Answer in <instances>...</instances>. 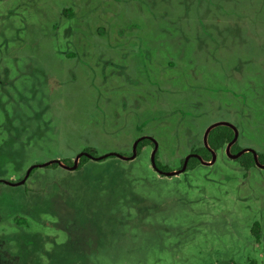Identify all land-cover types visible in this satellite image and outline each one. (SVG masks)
<instances>
[{
	"label": "rangeland",
	"instance_id": "obj_1",
	"mask_svg": "<svg viewBox=\"0 0 264 264\" xmlns=\"http://www.w3.org/2000/svg\"><path fill=\"white\" fill-rule=\"evenodd\" d=\"M173 2L0 0V180L19 181L32 164L62 156L74 161L82 144L61 154L56 137L91 136L98 155H130L137 137L152 136L159 160L177 170L189 153L175 131L204 128L202 139L226 121L242 149L264 152V0L221 4L203 22ZM226 149L199 171L161 178L145 148L138 168L160 180L138 192L152 208L89 255L99 264H264V169H241ZM64 171L39 168L20 186L0 184V235H17L14 250L26 244L34 264L54 244L62 252L63 223L80 245L95 230L92 206L80 216L50 201L49 183L68 180Z\"/></svg>",
	"mask_w": 264,
	"mask_h": 264
},
{
	"label": "trees",
	"instance_id": "obj_2",
	"mask_svg": "<svg viewBox=\"0 0 264 264\" xmlns=\"http://www.w3.org/2000/svg\"><path fill=\"white\" fill-rule=\"evenodd\" d=\"M174 1L180 6V9H186L187 13L194 10L193 12L196 18L201 16L200 19L210 15L212 9L220 11L221 4H230L229 6H233L234 8L242 4L241 0ZM161 2L167 5H169V3L174 4L173 0H149L150 6L152 5L154 9ZM213 13L215 12L213 11ZM152 16L163 17L159 15ZM200 21L203 22L202 19ZM261 98V96L257 98L259 103L262 102ZM186 128V130L183 129L184 132L180 129L175 131V135L178 136V138H181L183 135L184 137L186 136L184 143H177L179 144L177 148L183 149L187 153L198 154L204 161L212 160V151L216 153L224 151L227 146L232 143L235 135L231 127L224 125L217 126L210 131L207 137L208 146H206L203 138L200 139L204 128L197 131H193L189 129V127ZM75 134L76 133L68 134V138L75 136ZM71 139L58 141L56 137L55 141L59 144L58 147L61 154H63V151H71L73 154V150L76 149L74 146L82 144V151H87L95 156L98 155L97 147L99 143H93L91 136H79L80 140L78 139L76 144H71L69 141ZM89 142L91 144H89ZM53 143L55 144L56 142L53 140ZM147 147H151L153 150L154 143L149 139H144L139 142L138 155L132 161H124L114 156L100 161H94L88 157L82 156L78 168L75 171H64V173L69 176L68 180L61 183L56 181L49 183L50 191H48L47 195H50L49 199L52 203L53 198L58 199L62 201L66 207L71 209L73 213L77 211L80 216H83V214H81V206L87 204L93 207L97 219L95 221L92 219L95 230L89 227V230L86 231V242L83 245L77 243L75 236H79L80 234L75 231L71 222L69 221L68 225L63 223L62 230L67 233L68 238L60 247L62 252L55 253L57 249L56 246L58 245L54 244L52 250H48L45 256H42L41 264H99L97 261H94V257L89 255V253H99L103 248L112 247L114 238L119 232L121 224H124L126 227L128 226V228L129 226H138V217H144L145 214H148V209L152 208V201L146 195H143V193L140 194V192H138V187L144 186V188L149 189L152 187L151 185L153 183L156 185L158 180H160L159 178L155 180L154 177L149 174V170L141 171L138 168V159H141ZM242 150L241 146L238 145V140L230 147L231 154H237ZM160 153L161 151L158 149L156 153L157 166L161 170L172 171L173 169L168 164H164L159 160ZM131 154L132 152L130 155ZM226 156L228 157L227 153ZM184 159L185 157H181L179 169L183 166ZM201 159L197 157L190 158L184 174L190 171H199L201 167H207L203 165ZM60 160L63 161L65 165H73L72 157L62 156ZM258 160L260 163L264 164V152L258 153ZM233 161L243 170L248 171L252 167H257L256 160L251 152H246ZM59 168L61 167L57 163L46 167L47 170H58ZM38 169H34L30 177L33 176ZM159 176L161 178L165 177L164 175ZM72 190L77 192L72 195L70 194ZM30 202L31 205H29ZM30 202L27 203V205L32 209L35 208V204L38 203L37 199H33V201ZM6 213H8L7 210ZM11 213L9 212V214ZM31 213L32 210L29 214ZM12 218L18 224L25 223V219L17 215L15 217L13 215ZM73 219H75V217H73ZM102 220L105 223L104 229H102L101 226ZM82 221V219L79 220L80 223L77 221L79 223L78 226L85 224L81 223ZM252 231L256 239L259 240L261 237L260 224L255 223ZM107 236H109L108 241ZM16 239L19 240L20 238L13 233L11 235H0V264H34L31 252L27 249L26 244L18 248L16 247L17 251L14 250L15 247L13 248V244ZM247 264H258V262L251 260Z\"/></svg>",
	"mask_w": 264,
	"mask_h": 264
},
{
	"label": "water",
	"instance_id": "obj_3",
	"mask_svg": "<svg viewBox=\"0 0 264 264\" xmlns=\"http://www.w3.org/2000/svg\"><path fill=\"white\" fill-rule=\"evenodd\" d=\"M228 126V127H231L234 131V139L232 141L231 144H229L227 146V149H226V153L229 157H231L232 159H237L239 158L242 154L246 153V152H251L256 160V165L257 167H260V168H263L264 169V164L260 163L259 160H258V153L254 150V149H251V148H245L243 149L242 151H240L239 153L237 154H231L230 153V147L231 145L237 141L238 137H239V132H238V129L231 123L229 122H226V121H218V122H215L211 125H209L205 132H204V136H203V140L206 144V146H208L207 144V137L210 133V131L217 127V126ZM144 139H149L151 140L153 143H154V148L152 150V153H151V157H150V161H151V166L152 168L157 172L159 173L160 175H164V176H167V177H172V176H177L179 174H182L186 171L187 169V166H188V162H189V159L192 158V157H197L199 159H201V157L198 155V154H194V153H189L185 156V159H184V162H183V166L180 168V169H177V170H172V171H164V170H161L158 166H157V163H156V153L159 149V142L152 136H146V135H143V136H140L138 137L134 142H133V145H132V154L131 155H125V154H122V153H119V152H109V153H105V154H102V155H93L87 151H81L79 152L76 156H75V159L73 161V165L71 166H68V165H65L63 161H61L60 159H51V160H48V161H45V162H41V163H35V164H32L26 171L24 177L19 180V181H16V182H13V181H7V180H0L1 183H4V184H7L9 186H20L22 184H24L27 179L29 178V176L31 175L32 171L34 169H38V168H44V167H48L54 163H57L60 165V167L68 170V171H74L78 168V165H79V162H80V159L82 156H85V157H88L94 161H100V160H103V159H106L108 157H111V156H114V157H117L121 160H124V161H132L134 160L137 155H138V144L139 142H141L142 140ZM216 157H217V153L215 151H212V160L211 161H204L201 159L203 165H212L214 164L215 160H216Z\"/></svg>",
	"mask_w": 264,
	"mask_h": 264
}]
</instances>
